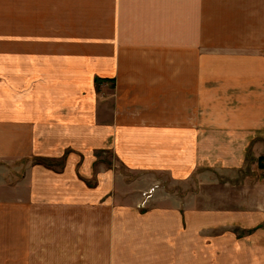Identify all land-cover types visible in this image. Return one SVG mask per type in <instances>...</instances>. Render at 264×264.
Returning <instances> with one entry per match:
<instances>
[{
	"label": "crops",
	"instance_id": "0c3cea01",
	"mask_svg": "<svg viewBox=\"0 0 264 264\" xmlns=\"http://www.w3.org/2000/svg\"><path fill=\"white\" fill-rule=\"evenodd\" d=\"M2 4L0 264H264V0Z\"/></svg>",
	"mask_w": 264,
	"mask_h": 264
},
{
	"label": "rangeland",
	"instance_id": "374dc122",
	"mask_svg": "<svg viewBox=\"0 0 264 264\" xmlns=\"http://www.w3.org/2000/svg\"><path fill=\"white\" fill-rule=\"evenodd\" d=\"M3 0H0V52L2 51H18V50H37V49H47L48 48V44L46 43H22V42H16L13 41V37H8L7 35H12V34H16L17 33V28H16V23H17V10H16V4L12 5L10 4L9 7L6 6V8H9V10H4L3 9ZM5 8V9H6ZM10 21V26H6L5 24H7ZM16 30V31H15ZM1 62V59H0ZM104 85H106L105 88H102V86L98 87L100 92L103 95H106V97H109L110 99L112 98L111 93H112V87L113 85L109 82V83H103ZM101 84V85H103ZM104 101V100H103ZM95 156L97 157V160L95 162V174L97 175V172L102 168H106V169H113L117 171V168L126 175L127 178H133L136 177V174L138 176L141 177H146V173H135L132 174L131 172H129L126 167L119 161V159L115 156V154L111 151V150H102V151H97L95 153ZM42 162H49V164L43 163L47 166H56V167H61L64 163V158H59V159H47V158H43L41 160ZM260 164L263 163L264 158H260L259 160ZM100 164V165H98ZM12 167L10 168V171H8V173H13V171L11 172ZM15 173V172H14ZM94 175L95 179L96 176ZM163 175V176H162ZM159 175V177L163 178L164 180H169L168 176L166 174H162ZM94 179V180H95Z\"/></svg>",
	"mask_w": 264,
	"mask_h": 264
},
{
	"label": "trees",
	"instance_id": "16d2710c",
	"mask_svg": "<svg viewBox=\"0 0 264 264\" xmlns=\"http://www.w3.org/2000/svg\"><path fill=\"white\" fill-rule=\"evenodd\" d=\"M43 158H37V161L38 162H40V163H46V164H49V162L47 163V162H42L41 160H42Z\"/></svg>",
	"mask_w": 264,
	"mask_h": 264
}]
</instances>
